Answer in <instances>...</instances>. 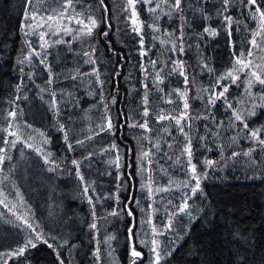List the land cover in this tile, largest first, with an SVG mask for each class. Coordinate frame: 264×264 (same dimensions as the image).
<instances>
[{"label": "trees", "instance_id": "trees-1", "mask_svg": "<svg viewBox=\"0 0 264 264\" xmlns=\"http://www.w3.org/2000/svg\"><path fill=\"white\" fill-rule=\"evenodd\" d=\"M38 2L32 0L31 4H26L25 0H0V148H7V156L11 157L0 164V184L6 190H2L3 195H0V199H4V203H0V264H60V260L64 264H112L107 252L114 253L116 264H131L132 243L142 253L137 264H150L153 259L150 251L153 247L151 225L162 228L169 213L175 210V205L180 203L183 193L187 191L179 186L180 181L188 178L186 159L181 157L179 163L176 160L184 138L174 122L162 121L157 125L154 122L156 113H150L148 119L152 132L147 135L153 143L160 144V149H153L150 153L153 162L148 171L141 175L138 157L142 149L148 150L152 145L142 138L145 135L142 129L129 128L127 125L141 119L138 113L143 110L144 83H148L150 90V107L155 108L156 112L163 110L168 113L175 109L173 114L178 113L177 105L182 107V101L175 95L171 97L175 103L165 102L168 99L165 94L176 88L183 91L186 87L183 77L178 73L165 75L172 69L175 60L184 61L189 76L187 87L192 89L188 93L189 111L193 117H209L207 120L196 118L190 129L185 128L192 137V162L196 164L198 173H207V176L201 180L202 193L197 192L188 201L190 216L179 214L172 220V231L155 237L160 249L171 250V255L163 259L161 264H264V151L248 138L246 130L238 121H234L235 127L229 123L231 110L227 109L223 100H217L214 108L206 110L207 93L200 91L211 89L216 77L232 67L234 54L244 53L247 56L248 41L252 39L251 33L258 21L251 18L244 3L233 0L224 13L231 15L234 21L230 33L219 15L222 9L220 0H185L181 5L184 8L183 21L175 13L171 18L165 15L170 9L162 5L156 13L160 17L159 32L149 27L154 18L145 11L143 4L138 3V23L143 22L141 34L144 43L141 46L140 35L133 31L134 25L129 21L128 13L121 10L125 0H104L109 6L107 13L99 7V0H73L85 21L91 15L98 21V27L93 30L92 36L74 38L72 42H69L71 37L63 32L61 37L54 36L55 41L62 38L65 43H56L53 48H61L66 51L65 56H69L60 67V74L55 75L61 78L57 81L53 79L52 84L59 90L56 97L63 96L56 103L51 95V85L48 84L50 74L45 67L38 65L28 69L27 63H17L18 58H22V50L27 51L24 45V14H30ZM257 3L264 9V0H257ZM105 21L111 24V29ZM235 21H239V25ZM181 23L185 36V51L182 55L171 50L175 36L165 35L166 32L177 30ZM206 27L214 29L216 34L205 33ZM106 31L109 34L104 36ZM93 48L95 65L86 63L87 57L82 55ZM142 51L146 55L142 56ZM260 56L261 53L254 55L255 63L260 62ZM152 60L156 61L155 69L150 63ZM204 64L213 71L205 69ZM142 66L150 73L163 67L161 76L164 77V83L159 85L163 93L156 90L153 76L146 75ZM93 67L99 70L102 87L92 75ZM37 70L40 76H36ZM239 75L240 80L227 93L233 108L240 107L238 101L246 86L245 74L242 72ZM72 76L77 78L73 80ZM17 85H22L19 91ZM83 85H87L88 90L84 88L81 96L78 93L76 97H69V92L77 91V87L82 89ZM36 87L47 91L43 94L34 92L30 107L26 93ZM219 90L216 89L217 92ZM252 91H261V86L254 84ZM248 106L251 104L248 103ZM56 108L59 109L58 114ZM10 110L17 111L18 120L13 124H19L23 131L21 142L15 147L2 143L15 139L9 132L17 131L15 127L9 128L8 132L3 130L8 128L10 118L7 113ZM106 117H110L114 125L112 133L100 132L96 135L98 126L105 123ZM217 121L224 123L217 127ZM60 124L64 125L63 131ZM205 124L211 133L206 132ZM26 125H31V128ZM248 126L250 129L264 126V109L257 108L256 115L248 117ZM165 127L171 135L164 131ZM65 132L68 142L65 141ZM39 133L44 135L40 136ZM29 134L35 139L28 140ZM204 135L208 139L201 141L200 137ZM232 137H235V141ZM261 138H264V132ZM77 140L83 141V144H77ZM27 143H34L41 149L49 147L58 160L56 165H59L60 171H71L77 182H81L77 175L80 168L85 169L83 177L95 181L91 196L95 202L98 231L89 227L93 209L86 204L69 213V220L63 229L45 234L55 251L38 241L35 248L17 257L10 254L29 238L30 233L17 217H24L40 231L21 210L15 209L22 205V197L18 196L16 188L18 179H23L29 172H36L34 168L27 167L25 159L31 157L40 160L36 152L28 149ZM68 143L73 145L72 149L68 148ZM112 144L119 149V168L110 163L115 160L117 152L104 151ZM168 144L172 147L169 148ZM250 147H256L257 150L251 156L243 155ZM233 152L241 155L233 157ZM72 160L80 162L79 169L72 164ZM206 160L216 161V164L208 167ZM149 177L153 189L151 198L147 188L142 187L149 185ZM169 179L177 182L172 185V190L155 191L157 187H168ZM37 187L41 188L38 184ZM97 197L101 202H96ZM149 204L153 209H158L150 217L151 224L143 223L149 219ZM125 207L131 208L132 216L127 211H121ZM113 210L119 215H108ZM7 215L13 220L3 222ZM130 228L132 243L129 240ZM108 237L113 239L105 243ZM65 239L68 241L66 245L63 244ZM97 246L100 249L99 261L94 255Z\"/></svg>", "mask_w": 264, "mask_h": 264}, {"label": "snow or ice", "instance_id": "snow-or-ice-1", "mask_svg": "<svg viewBox=\"0 0 264 264\" xmlns=\"http://www.w3.org/2000/svg\"><path fill=\"white\" fill-rule=\"evenodd\" d=\"M185 0H125L124 7L121 9L122 11L128 13V19L134 25L133 31L137 32L138 35H140V43L141 46H143L144 40H143V35L141 34V26L143 24L142 21L138 23V16L139 13L136 10V5L143 4L145 6V11L148 12L151 16H153V22L149 25L155 32H159L160 28L158 26V21L160 19L159 16L156 15L157 9H161L162 5H166L170 11L165 13L169 18H171L172 14L175 13L178 17L179 20L183 21L184 20V8L181 6ZM203 2V0H201ZM242 3H244L245 7L248 8L249 13L251 15V18L253 20L258 21L257 26L254 30H252V39L248 41L249 44V49L247 52V56H245L244 53H239L238 55L234 54V60L232 62V67L225 73L218 75L212 84L211 89L204 88L201 89L200 91L207 93V104H206V110L208 108H214L215 103L217 100H223L227 106V109L231 110V120L230 124L235 127L234 121H238L244 130L247 132V136L249 139L253 140L256 142V145L260 148V150L264 151V138H261V133L264 132V126H261L260 128H254L250 129L248 126V117L250 116H255L256 115V109L261 108L264 109V76H262L259 72L255 71L253 69V66L255 68H261L264 66V56L259 57L261 59L262 63H255V60L253 59L254 55L256 53H264V9L261 8L260 4L257 3V0H241ZM26 4H31L32 0H25ZM220 3L222 5V9L219 13V15L222 16L223 20L225 21V24L229 27V33H230V27L234 23L233 18L231 15H225L228 11L229 6L233 3V0H220ZM99 7H101L105 13L108 11V5L104 3V0H99ZM254 7V10H253ZM61 11L58 12L57 16L55 19L57 20H64L67 19L69 22L75 20L77 24H80L81 27L75 30V39H83L85 37H90L93 34V30L98 27V21L95 19V17L88 15L87 16V24L84 23V19H81L80 17L83 16V13H77L75 12V6L73 4V0H61ZM72 10L74 15H69V10ZM55 11V10H54ZM24 19H25V24L23 25V29H31V31H24V36L28 37L29 35H36L38 36L39 40L41 41L40 43V49L44 50L47 47L51 46L49 44V41L45 39L46 36L49 35H59L61 31L65 35H73L74 30L71 27H68L67 25H64L61 27L60 24H57L55 27H53V24L50 23L51 21L54 20V17L52 15L45 17H40V20L42 23H38L36 27L33 26L32 23H28V21H36L37 19V14L33 13L32 15H28L27 13L24 14ZM237 25H239V21H235ZM45 24H47V28L45 31H38V28H44ZM106 26L111 29V24H109L107 21H105ZM183 23L180 24L179 28L177 30H173L172 32H166L165 35L172 37L175 36V40L172 41V48L171 50L173 52H179L181 55L184 53L185 48H184V31H183ZM177 31L179 32V35H177ZM205 33H210L212 35H215L216 32L214 29L210 28H205L204 29ZM109 33L106 31L103 33L104 36H107ZM257 37H260V42L258 43ZM155 38V37H154ZM178 42V43H177ZM53 44L56 43H65V41L61 38L56 41L52 42ZM161 43H165V41H161ZM24 45L27 48V51L24 52L22 50V58H18L17 63L20 65H23L25 63H31L33 60V57H41V52L37 51L36 47L33 46V43L31 40L25 39ZM255 50V53H254ZM95 52V49H91V51H84L82 53L83 56L87 57V60L85 61L86 63H90L95 65V61L93 60L92 56ZM141 55L144 56L146 55L145 52H141ZM47 58V53H44V57L39 60L41 64H45ZM150 63L153 66V69L156 68V61L152 60ZM45 66L48 68L50 78L48 80V84L51 85L53 83V77L51 74V67L47 64ZM203 67L207 69L209 72L213 71L212 69L208 68L207 64H204ZM23 71V69H20ZM142 70L146 73V75H151L153 76V84L158 92L163 93V88L159 87V85L164 83V77L161 76V72L164 71L163 67L160 68L159 70L155 71L154 73H150L148 69L143 68ZM247 70V71H246ZM172 72L178 73L180 76L183 77V83L186 86L185 89L182 91L179 88L173 89L172 92L165 94L168 99L165 100L166 103L173 104L175 101L171 98L173 95L175 97L182 101V107L180 105H177V108L179 109L178 113L173 114V112H176L174 109L173 112H168L165 113L163 110H160L156 112V109L153 107L149 106V88H148V83L143 84V88L145 90V94L142 98V104H143V110L141 113H138V115L141 116L140 120H133V123L128 124L127 126L129 128H139L142 129L144 132V136L142 137L144 140H147L152 147L149 148L148 150H141L140 156L138 157L140 161V174L143 175L148 171L149 166L152 164L153 160L150 158V153H152L153 149L159 150L160 149V144L158 142L153 143L151 138L147 135L148 133L152 132V128L149 126V116L150 113L155 112V117H154V122L159 125L162 121H170L174 122V125L178 127L179 132L182 134L184 138V142L182 147L180 148V154L179 156L176 157L177 163L180 162L181 157H184L186 159V170H187V176L188 178L186 180L180 181L179 186L183 189H186L183 193V196L181 198L180 203L175 205V210L171 211L168 215V220L166 223L163 224L162 228H157L155 225H151L153 229V239L151 240V244L153 247H151L150 251L153 254V259L150 262V264H161V261L165 259L166 257L171 255V250L169 249H160L159 243L157 239L155 238L156 236L159 235H164L166 232L172 231L173 226H172V220L174 217L178 216L179 214H185L190 216V204L189 200L192 198V196H195L197 192L202 193V188H201V180L206 178L207 173L200 174L197 172V166L195 163L192 162V157H193V150H192V137L189 134V132L185 131V128H191L192 123L194 119L199 118V119H205L207 120L209 117L208 116H202V117H193L191 112L189 111L190 109V104L188 103V93L192 91L191 88H188L187 85H189L190 80L189 76L187 74V71L185 69L184 61L183 60H175L173 61V67L172 69L168 72L165 73V75H171ZM245 72V82L246 86L244 88V94L242 98L238 101L240 104L239 108H233L232 103L229 102L227 93L229 91V88L233 85L236 84L238 80H240V73ZM77 75H80V73H77ZM84 75H88L85 73ZM92 75H95L97 82L100 84V86H103V82L100 81L99 79V70L95 67H93L92 70ZM77 76H72L71 79L75 80ZM224 81H229V83H224ZM254 84H259L261 86V91L254 93L252 91V88ZM22 85H17V90L19 91L20 87ZM219 88L220 90L217 92L216 89ZM51 95L55 97L56 93L52 92ZM246 97L247 99H245ZM202 98V97H201ZM259 101V103H257ZM115 100H113V103ZM248 103L251 104V106H248ZM57 114L59 112V109L56 108ZM7 116L10 118L9 119V124L8 128L3 129L5 132H8L9 128L15 127L17 131L9 132V135H12L15 137V139L8 141L4 140L2 143L10 146V147H15L17 143L21 142V136L23 135V131L20 128L19 124H13L14 121L18 120V113L16 110H10L7 113ZM131 118V117H130ZM223 121H217L216 125L217 127H220L223 125ZM124 124L121 125L123 127ZM27 128H31V125H26ZM60 129L63 131L64 130V125L60 124L59 125ZM205 129L206 132L211 133V129L207 124H205ZM114 129V125L111 122L110 117L105 118V123L101 124L98 126V130L96 131V135H99L100 132H110L112 133ZM164 131L168 133V135H171V132L168 130L167 127L164 128ZM40 136H43V133H39ZM218 136L219 133H216ZM28 140H34L35 137L31 136L30 134L27 137ZM88 139H91L89 137ZM208 139L207 135L201 136L200 140L205 141ZM233 141H235V137L231 138ZM65 141L68 142V135L65 132ZM26 142V141H25ZM47 143V141H44ZM77 144H83V141L77 140ZM27 147L33 148L37 153L41 155H45L44 153L41 152V148L38 146H35L33 143H27ZM168 147L171 148L172 145L168 144ZM68 148L72 149L73 145L71 143H68ZM257 149L256 147H250L247 152H244L243 155L245 156H251L253 152H255ZM104 151H115L117 152V155L115 157L114 161H111L110 163H114L117 168L120 166V160L121 156L119 155V149L117 145L112 144L110 148L104 149ZM50 155V154H47ZM47 155H45L46 162H50L47 159ZM241 155V153L238 152H233L232 156L236 157ZM91 156V154H90ZM86 157V158H90ZM171 159V157H168ZM5 159H11V157L7 156V148H0V164H3ZM79 161L77 160H72V164L76 165L77 169H79ZM205 164L208 167H213L216 164V161H211V160H206ZM2 171V169H0ZM77 175L79 176V179L81 181H84L83 175H80L79 172H77ZM149 185H142V187L147 188L148 196L151 198L153 194V189L150 186L151 184V177H149ZM177 182L173 181L172 179H169L168 181V187L165 188H159L157 187L155 189L156 192L164 191L168 192L172 190V185ZM94 191V189H93ZM83 192L85 194H88L89 192V186L85 184L83 188ZM0 195H3L2 190H0ZM88 202L93 208L92 212V222L89 225V227L92 230H97L98 231V223L97 220L98 218L96 217V213L94 211L95 209V203H94V198L91 195H88ZM6 199V197H5ZM96 202H101L100 198H96ZM0 203H4V199H0ZM137 204H139V201H136ZM169 204H171V201H168ZM7 206V205H5ZM149 209L150 211L148 212L149 219L147 221H143V223H148L151 224V215L158 211V209H153L152 205L149 204ZM121 211H127L129 216H132V210L131 208H123ZM110 216H115L119 215V213L115 210L111 211L108 213ZM107 217H104L106 219ZM18 220L23 221V224L26 225L27 229L30 230L29 233V238L22 243L21 246L18 248L14 249L10 255L12 256H22L24 253L30 249V248H35L37 246L38 241H42L44 244H46L49 248H53V244L48 242V239L45 238V234L42 231H38L36 227L33 226L32 223H30L27 219H24V217L19 216L17 217ZM10 223H15L14 221H9ZM20 226V225H17ZM134 226V225H133ZM53 240H55V237H52ZM113 237H108L105 243H108L111 241ZM129 240L130 243H132V229H129ZM68 241L65 239L63 240V244H67ZM143 243V241H141ZM99 244V242H98ZM73 247H75L73 245ZM131 264H137V260L142 257V253L136 250L135 244L132 243L131 246ZM57 258H59V253L57 252ZM97 261L100 259V249L99 246H97L96 251L94 253ZM60 264H64L63 260H60Z\"/></svg>", "mask_w": 264, "mask_h": 264}, {"label": "rangeland", "instance_id": "rangeland-1", "mask_svg": "<svg viewBox=\"0 0 264 264\" xmlns=\"http://www.w3.org/2000/svg\"><path fill=\"white\" fill-rule=\"evenodd\" d=\"M59 6H61L60 0H39V2L32 9V12L28 14L32 15L33 13H36L37 19L36 21H30L29 23H32L33 26L36 27L38 23H42L40 17L46 18L47 16L52 15L54 17V20L50 23L53 24V27H55L57 24H60L61 27L67 25L74 30L73 35H67L71 37V40L69 42H72L74 40L75 30L80 28L81 25L77 24L75 20L69 22L67 19H64L62 21L55 19L58 12L62 10ZM78 10L80 9L75 7V12L81 13ZM136 10L139 13V10L137 8ZM68 14L74 15L75 13H73L70 9ZM80 18L84 19L83 16ZM87 22L88 21H85L84 19V23L87 24ZM46 28L47 24H45L44 28H38L37 30L45 31ZM25 30L31 31V29ZM62 32L63 31H61L58 35L59 37L62 36ZM54 36L57 35H51L49 33V35L45 37V39L49 41V44L51 46L47 47L44 50L40 49L41 41L39 40L38 36L29 35L28 37H25V39L32 41L33 46L36 47L37 51L41 52V57H33L32 62L30 64L27 63L26 66L28 69L30 67L36 68L38 65L44 66L49 73L48 68L45 66V64H47L51 67V74L54 81H57L61 77L55 75L60 74L59 69L64 63V60L69 59V56H65V50H62L58 47L53 48V46H55V44L52 43L53 41H55ZM257 41L258 43L260 42V37H257ZM45 52L47 53V58L45 64H41L39 60L44 57ZM261 56H264V54L261 53ZM258 63H262V61L260 60V62ZM253 69L264 76V66H262L261 68H255V66H253ZM35 74L36 76L41 75L38 70ZM243 74L246 73L243 72ZM36 83H38V81ZM50 88L51 93L55 92L57 94V92L59 91L58 88H55L53 84H51ZM83 88L88 90L87 85H83ZM38 91L40 94H43L47 90L39 89L38 87H36L35 89L30 88L27 91L26 98L30 107L31 95L34 92ZM69 97H75V94L71 92ZM58 98L63 99V96L59 95L58 97H56L55 95L53 99L56 103H59L57 101ZM28 149L36 152L33 148L28 147ZM41 152L45 155L50 154L47 155V159L50 162H46L45 155H41L37 152L36 155L40 156V160L31 157H27L25 159L27 167L30 169L34 168L36 172L35 174L29 172L26 176L23 177V179H18L16 188L19 191L18 196L20 198L22 197V205L20 207H15V209L21 210L25 214L26 218L31 220L44 234H49L54 232V230H57L58 228L63 229L62 227L67 225L66 223L69 220V213L73 209H78L79 207H82L86 204L92 208V206L88 202L87 197L88 195H91V190L94 188L95 181L90 177H84V181L77 182V179L73 177L71 171H60L59 165H56L58 160H56L53 155V151L49 149V147H47V149H41ZM42 157L43 160H41ZM79 173L80 175H82L83 173H85V169L80 168ZM36 182L41 186L42 189H37L38 187ZM85 184L89 186L88 194H85L83 192ZM81 186H83V188H81ZM3 187L4 186L0 184V190H3ZM5 191L6 190H3V192ZM94 211L96 210L94 209ZM8 219L13 220L10 216L7 215L4 217L3 222H6ZM22 226L27 229L26 225L23 224ZM12 238H14V236H12ZM106 255L110 258V262L112 264H116V258L113 252H107Z\"/></svg>", "mask_w": 264, "mask_h": 264}, {"label": "bare ground", "instance_id": "bare-ground-1", "mask_svg": "<svg viewBox=\"0 0 264 264\" xmlns=\"http://www.w3.org/2000/svg\"><path fill=\"white\" fill-rule=\"evenodd\" d=\"M83 91H85L84 88L80 89L79 87H77V91L73 90L72 92L75 94V97H76V94H78V93H80V96H81ZM70 93L71 92H69V95H70Z\"/></svg>", "mask_w": 264, "mask_h": 264}]
</instances>
